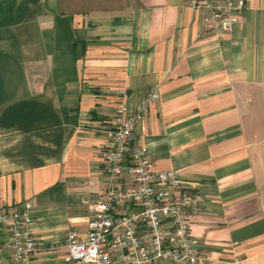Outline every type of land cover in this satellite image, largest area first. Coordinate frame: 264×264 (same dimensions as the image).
Instances as JSON below:
<instances>
[{
	"label": "crops",
	"instance_id": "1",
	"mask_svg": "<svg viewBox=\"0 0 264 264\" xmlns=\"http://www.w3.org/2000/svg\"><path fill=\"white\" fill-rule=\"evenodd\" d=\"M204 15L188 0H0V211L28 208L25 264H65L66 236L86 238L122 91L157 86L136 139L203 194L201 264H264V0L232 33L202 34Z\"/></svg>",
	"mask_w": 264,
	"mask_h": 264
},
{
	"label": "built area",
	"instance_id": "2",
	"mask_svg": "<svg viewBox=\"0 0 264 264\" xmlns=\"http://www.w3.org/2000/svg\"><path fill=\"white\" fill-rule=\"evenodd\" d=\"M251 0H188L189 7L204 12L202 34L232 33ZM116 106L104 130L102 146L103 188L91 204L93 219L86 238L69 233L60 246L65 264H201L207 261L198 240L190 233V220L203 204L201 192H191L175 170L155 169L148 146L137 142L136 131L160 91ZM33 219L28 208L0 211V243L7 237L10 260L0 264H25L37 252L28 228Z\"/></svg>",
	"mask_w": 264,
	"mask_h": 264
}]
</instances>
